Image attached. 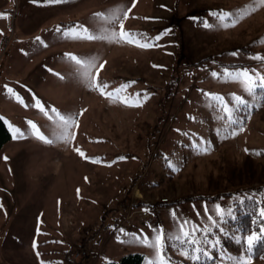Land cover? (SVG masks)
Instances as JSON below:
<instances>
[{"label":"rangeland","instance_id":"1","mask_svg":"<svg viewBox=\"0 0 264 264\" xmlns=\"http://www.w3.org/2000/svg\"><path fill=\"white\" fill-rule=\"evenodd\" d=\"M0 73V264H264V0H0Z\"/></svg>","mask_w":264,"mask_h":264},{"label":"trees","instance_id":"2","mask_svg":"<svg viewBox=\"0 0 264 264\" xmlns=\"http://www.w3.org/2000/svg\"><path fill=\"white\" fill-rule=\"evenodd\" d=\"M11 138V132L9 128L7 127L3 117L0 115V149L1 147L10 140ZM200 198L203 196H195L193 198ZM192 197H186L185 199H190ZM210 199L215 198V196L208 197ZM259 202L256 198L250 197L246 198L241 202H238L234 206V210L237 213L235 220L240 219L239 224L243 226L244 231H250L253 230V228H259L261 225H264V217H261V215L256 211L257 206ZM171 248L174 250H177V252H181L183 250V245L180 244L179 241L174 242V244H171ZM163 253L169 259L170 253L169 248L167 246L163 247ZM254 256L264 255V234L260 239L257 240V243L255 244V251L252 252ZM143 254L139 252H128L123 254L118 259H112L109 261L104 262L103 264H142L143 261ZM176 262L179 260L178 257L171 256ZM194 259L190 257L187 260L186 264H194ZM217 260L216 257H208L203 259H200L199 264H214Z\"/></svg>","mask_w":264,"mask_h":264},{"label":"snow or ice","instance_id":"3","mask_svg":"<svg viewBox=\"0 0 264 264\" xmlns=\"http://www.w3.org/2000/svg\"><path fill=\"white\" fill-rule=\"evenodd\" d=\"M213 15H214V13H213ZM203 23H204V26L205 27H208L207 22H203ZM121 28H123V25L122 24H121ZM64 35L65 36H69V35H72V33L65 32ZM78 35H79L78 33L75 34V35H73V38H77ZM138 35L139 34H132V33H127L126 34L123 31H121V33H120L121 38H126L128 43H134V42H136L133 39V36H138ZM83 38L92 39L91 36L83 37ZM37 39L39 40L40 38L38 37ZM138 46L148 47L149 44H147V43H141ZM233 54L235 55V53H233ZM71 59H74L75 60L76 58L75 57H71ZM76 62H77V64L80 63L79 60H76ZM241 71H242V75L243 76L249 77V79H251V73L249 72V70H238V73L237 74H240ZM252 71H255V70H252ZM225 73L226 74H229V75L231 74V73L228 72L227 69H225ZM212 75L215 77L217 75V73L215 71H213L212 72ZM104 87H107V85H104ZM258 87L264 88V77H261V81H260ZM7 91L12 92L13 90L9 88V89H7ZM101 91L103 93V89L102 88H101ZM249 91H252L251 87H249ZM108 95L111 96L112 93H108ZM144 99L146 100L147 99V96H145ZM217 99H219V97H217ZM239 105H244L245 107L247 106L246 103H245V101L243 99H240L239 100ZM137 106H139V102H137ZM41 110H43V109H41ZM239 110L240 109H239V106H238L237 107V111H239ZM65 123H67V121H65ZM31 127H32V129H34L33 135L38 136V138L41 139V140H44L45 139L43 135H40L39 134V131H38L37 126L35 124H32ZM19 135L20 136H23L24 135V132L23 131H20L19 132ZM13 138H16V137L14 136ZM206 211H207V209H206ZM217 214L218 215L220 214V208H219V206H217ZM261 215H264V211L261 212ZM209 218L211 219V217H209ZM184 223H188V222L185 221ZM121 231H123V230H121ZM196 231H199V230L197 229ZM221 231H223V230L221 229ZM261 232L264 233V228L261 229ZM188 235H189L188 232H184V236L185 237H187ZM192 235H195V231L192 233ZM145 239L147 240V237ZM257 239H258V237H256L255 234L249 236L248 239H247V246L249 248H251L253 246L254 241L257 240ZM155 240H156L157 246H160L162 244V242H163V238H162L161 235H157L155 237ZM198 243H199V241L194 240V239L193 240H185V239H181L180 240V244H182V245L183 244H188L191 247L192 251L197 254L195 256V259H194V264H199L200 257L201 256H204L205 258H208V252L206 251V249L197 248L196 247V244H198ZM205 243L207 244V241H205ZM216 243H219V241L217 240ZM237 243H239V241H237ZM207 246L213 248V250H214V245L213 244H207ZM182 254H184V255L187 256V253H182ZM243 264H248V261H244Z\"/></svg>","mask_w":264,"mask_h":264},{"label":"built area","instance_id":"4","mask_svg":"<svg viewBox=\"0 0 264 264\" xmlns=\"http://www.w3.org/2000/svg\"><path fill=\"white\" fill-rule=\"evenodd\" d=\"M77 246H78V250L74 253V257L80 258L83 255H85V251H84L82 244L78 243Z\"/></svg>","mask_w":264,"mask_h":264},{"label":"crops","instance_id":"5","mask_svg":"<svg viewBox=\"0 0 264 264\" xmlns=\"http://www.w3.org/2000/svg\"><path fill=\"white\" fill-rule=\"evenodd\" d=\"M3 31V30H2ZM2 36H4V34H2ZM4 42V37L2 38V42H1V45H2V43ZM4 44V43H3ZM11 45L12 44H8V46H10L11 47ZM10 50H11V48H9V52H10ZM0 75H1V73H0ZM2 83V81L0 82V84ZM14 90V89H13ZM2 96H3V94L1 93V90H0V105H1V103L4 101L3 100V98H2ZM6 101V100H5ZM12 103H14L13 101H12ZM13 105V104H12ZM0 115L3 117V115H2V113H0ZM4 119V118H3ZM5 121V120H4ZM6 144V143H5ZM4 144V145H5ZM3 145V146H4ZM3 146L1 147V149L0 150H2V148H3Z\"/></svg>","mask_w":264,"mask_h":264}]
</instances>
